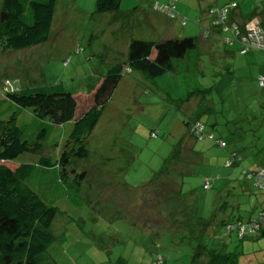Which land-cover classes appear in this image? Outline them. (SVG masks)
I'll return each instance as SVG.
<instances>
[{
    "label": "rangeland",
    "instance_id": "rangeland-1",
    "mask_svg": "<svg viewBox=\"0 0 264 264\" xmlns=\"http://www.w3.org/2000/svg\"><path fill=\"white\" fill-rule=\"evenodd\" d=\"M74 2L79 7L88 6V12L94 10V0L92 4L87 0H61L58 8L63 11L55 14L46 42L0 53V90L12 79L21 86L62 82L81 103L91 85L112 64L124 59L125 48L120 40L110 39L113 32L118 33V30L111 32L117 23L108 16L76 12L71 8ZM180 3L186 5L189 0ZM240 3L246 16L257 2L240 0ZM125 5L126 0H120L119 7ZM134 5L131 4V9ZM145 6L152 12L150 20H155L159 29L149 26L146 17L139 13L131 16L128 26L133 36L157 39L171 22L167 35H197L200 41L184 57L174 60L171 70L154 78L136 70L123 73L88 139L90 172L82 181L77 202L65 196L64 182L51 184L59 208L51 224L55 239L39 255V261L41 264H122L117 260L122 249L115 240L129 238L141 249L142 258L128 264H154L152 257L145 255L155 249L152 240L155 233L151 231L155 229L154 219L160 218V224L169 225L172 217L176 218L172 222L175 229L157 225L164 257L160 264H189L196 245L210 240L222 245V249L236 252V264H264V235L257 232L258 235L244 234L238 238L224 224H219L213 232V224L209 226L211 231L207 226L201 229L203 224L198 220L209 215L216 218L215 222L226 215L245 217L250 212L255 215L259 202L264 206V193L256 196V190L238 191L239 166L225 163L226 153L235 149L229 145L233 142L240 152L241 165L252 163L253 167L260 165L264 169V86L257 82V75L264 74V52L246 47L240 53L236 43L229 45L216 37L212 40L201 36L193 15H186L188 20L181 25L180 17L170 18L148 4ZM59 20L64 26L59 29V36H53ZM230 48L231 52L226 51ZM195 88L203 94L202 100L215 109L214 113L201 116L204 128L212 129L214 138L220 134L225 145H216L209 139L196 141L195 148L204 156L187 160L185 165L182 160L171 165L172 175L184 167L185 171L176 199H170L171 196L166 199L167 190L176 191L168 187L167 178L163 179V159L183 141L186 133L183 117L191 111L190 101L200 95L192 96L186 107L180 98ZM29 110V107L21 108L20 121H34ZM69 126L67 122L53 125L41 153L53 159L58 157ZM154 130L156 136H150L149 132ZM181 155L185 158L191 154L183 150ZM38 156L40 153L24 152L8 161L15 165L35 161ZM205 177L212 178L208 189L202 187ZM41 179L42 173L35 171L27 182L46 198L40 187ZM151 197L155 199L150 200ZM134 210L140 215L136 216ZM143 216L147 217L146 221ZM183 220L186 222L182 223ZM212 233L217 239L212 238ZM175 236L179 241L173 239ZM102 243L109 246L108 251L102 248ZM124 252L129 251L124 249ZM206 259L207 255L203 254L198 261Z\"/></svg>",
    "mask_w": 264,
    "mask_h": 264
},
{
    "label": "trees",
    "instance_id": "trees-1",
    "mask_svg": "<svg viewBox=\"0 0 264 264\" xmlns=\"http://www.w3.org/2000/svg\"><path fill=\"white\" fill-rule=\"evenodd\" d=\"M60 1L2 0L0 4V53L6 50L25 49L46 42L50 38V32L54 26L55 14H60L63 11V8H58ZM256 2L248 16L242 17V19H239V14H237L238 2L230 0L220 6L210 4L202 17H194L193 21L198 24L201 36L212 40L216 37L229 45L236 43L237 50L241 53L244 45L241 40V31H244L245 23L251 18L257 17L259 26L264 27L263 0H256ZM119 3L120 0H94V10L89 12L93 15L115 11L118 10ZM173 3L175 4V0ZM154 4H170V0L152 1L151 7L165 13L170 18L176 17L175 5V9L171 14H168L154 7ZM222 10H226V14L221 13ZM185 19L187 18L184 16L179 23L184 25ZM55 26L53 36L60 33L59 29L64 26L63 21L59 20ZM231 27H233L232 30H230ZM199 38L200 36L197 35H188L181 37L160 36L157 39H151L133 36L130 32L124 59L112 64L97 82L91 85L87 94L82 96L81 103L78 102L77 95L66 89L62 82L21 86L15 84L13 82L15 79H12L4 83V87L2 86L0 90V264H41L39 255L55 239L51 224L56 212L59 211L56 204L57 199L52 196L54 189L51 184H55L57 181L64 182L66 184L65 196L77 202V196L82 189V181L90 172L91 149L88 139L102 117L106 103L121 81L123 73L136 70L153 78L163 74L173 68L174 60L184 57L188 50L197 47ZM249 47L264 52V49L259 47L252 45ZM261 76L264 80V74H260L257 77V82L259 86L263 87L264 82L263 84L259 83ZM199 91V88H195L189 91L185 98H180V103L184 102V107H186V103L192 96L200 95L197 100L190 101L191 111L183 117L182 121L186 127L183 141L174 146L170 154L163 159L161 168L163 179L167 178L168 187L176 191L171 190L170 192L168 188L169 190L164 195L166 199H169L170 196V199H176L175 197L180 191L181 174L185 171L184 167L181 172L175 171L172 175L171 165L181 163L180 160L185 165L187 160L204 156L195 148L196 141L209 139L216 145H225L220 134L214 138L213 130L207 131L204 128L205 123L200 119L201 116L210 112L214 113L215 109L202 100L204 96ZM22 107L30 108L29 111L34 115V121L19 120ZM65 122L70 126L58 157L53 159L49 155L42 154L41 150L50 129L53 125H61ZM149 135L156 136V131H150ZM230 144L235 149L226 153L225 163L227 166L233 164L239 166L237 167L240 174L238 191L252 193L256 190L259 193L256 196H260V193H264V186H259L255 182V177L258 170L264 171V169L260 165L253 167L252 163L241 165L237 146L233 142H229ZM183 150L186 154L191 155H186L183 158L181 155ZM24 152L36 155L40 153V156L35 161L10 164L8 160H12ZM35 171L42 173L43 183L40 187L46 194V198L27 182ZM168 176L171 178L169 181ZM211 182V177H205L202 187L208 189ZM151 199L155 198L151 197ZM182 202L183 200H181ZM236 204L240 203L236 201ZM221 207H224L223 204ZM134 213L136 216L140 215V212L135 211ZM162 216L166 217V213H163ZM146 219L147 217L143 216V220L146 221ZM169 219V225H163L165 222L160 224V218L154 219L156 225L155 229L151 231L155 233V239H152L155 249H151L146 254L152 257L154 264H160L164 258L159 245L157 225L167 227V230L175 229L172 222L176 221V218ZM198 220L202 221L201 229H204L205 226L210 228L209 226L213 224V232L219 224H224V226H228L226 230L235 231L238 238H242L244 234L253 235L257 232L264 235V206L261 205V202H259L258 213L255 215L251 212L245 217H242L241 214L226 215L216 222V218L209 215L203 219L198 218ZM185 222L186 220L182 221V223ZM240 225H244L245 230L249 229V231L240 233ZM188 232L193 233L191 230ZM197 234L199 235V233ZM211 235L214 239L218 237L215 233ZM173 239L178 240V237L175 236ZM115 241L121 247V253H125L123 257L118 254V262L125 260L124 264H128L126 262L128 261V252H124V249L129 251L133 247L138 248V246L129 238ZM102 248L108 251L109 246L102 243ZM222 248V245L211 242V240L209 242L201 241L191 252L188 263L236 264V252ZM203 254L207 255V259L204 262L198 261V258Z\"/></svg>",
    "mask_w": 264,
    "mask_h": 264
},
{
    "label": "crops",
    "instance_id": "crops-1",
    "mask_svg": "<svg viewBox=\"0 0 264 264\" xmlns=\"http://www.w3.org/2000/svg\"><path fill=\"white\" fill-rule=\"evenodd\" d=\"M87 1L92 4V0H87ZM139 1L140 2L138 4L136 0H126L125 6H127V7H124V8L119 7L118 10H115V11H108V12L95 14V15H98L100 17L108 16L112 19L113 23H117V27L112 29L111 32H113L114 30H118V33L116 34L113 32L110 35V39H113V41H115V42L120 40V42L124 48L126 47L127 42L129 40V33L130 32L128 31V26L131 24V16L134 15V17H135L136 15H138L140 13L142 15V17L143 16L146 17V20H147V23L149 26L154 27V28L157 27L159 29V26H158V24L155 23V20H153V21L150 20V18H151L150 14L152 12L149 9H147L145 5L148 4L149 7L151 8L152 1L165 2L167 0H139ZM180 1H185V0H175V7L177 10L176 17L177 16L180 17L179 21H181V18L183 19L184 16L186 17V15L190 16V17H192V15L194 17H197V16L202 17L203 13H205L204 11L206 10V8L210 4H215V5L220 6V5L226 3L230 0H189V3H186V5H182V3H180ZM236 1L238 2L237 14H239L238 15L239 19H242V17L243 18L247 17L248 14L246 16H243L244 12L242 11V5L240 3V0H236ZM177 3H179V4H177ZM131 4H135L134 7L135 6L136 7L134 8V10L131 9V7H130ZM71 8L74 9L76 12H80V13H84V12L86 13L88 10V6L83 5L82 7H79L75 4V2L73 3V5H71ZM153 13H155V12H153ZM159 13H161V12H159ZM122 16H123V18H122ZM187 20H188V18L185 19V24H186ZM170 23L171 22L166 24L165 31L163 33H161V35H159V36H165V37L171 36V34L167 35V32L171 27ZM57 36H59V34ZM226 51L231 52L232 50L227 49ZM119 254L122 255V257L125 256V253H119ZM141 258H142L141 249L133 247L128 252V261H126V262L127 263L132 262V261L136 262V261H139ZM134 259H136V260H134ZM119 263L124 264L125 260L124 261L119 260Z\"/></svg>",
    "mask_w": 264,
    "mask_h": 264
},
{
    "label": "built area",
    "instance_id": "built-area-1",
    "mask_svg": "<svg viewBox=\"0 0 264 264\" xmlns=\"http://www.w3.org/2000/svg\"><path fill=\"white\" fill-rule=\"evenodd\" d=\"M173 1L174 0H170V4H154L153 6L168 14H171V12L175 9L174 8L175 4L173 3ZM225 11L226 10H222L221 13L226 14ZM232 28L233 27H231L230 30H232ZM244 28H245L244 31H241V40L243 41V44H244L241 51H243L246 47H249L251 45L264 49V27L259 26L258 18L253 17L250 20H248L245 23ZM263 82L264 80H263V77L261 76L259 78V83L263 84ZM255 182L259 186H262V187L264 186V171L263 170L260 169L257 171ZM239 231L241 233L242 231H249V229L245 230V226L240 225Z\"/></svg>",
    "mask_w": 264,
    "mask_h": 264
}]
</instances>
